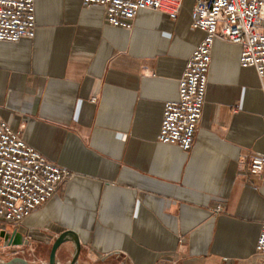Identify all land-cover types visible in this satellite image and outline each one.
I'll return each mask as SVG.
<instances>
[{"label": "crops", "instance_id": "1", "mask_svg": "<svg viewBox=\"0 0 264 264\" xmlns=\"http://www.w3.org/2000/svg\"><path fill=\"white\" fill-rule=\"evenodd\" d=\"M193 0L170 19L142 9L130 29L100 4L35 0L36 34L0 41V116L71 177L22 223L30 239L2 258L47 264L56 237L76 231L79 264H264V81L241 45L215 39L193 146L158 140L164 105L179 97L204 37ZM220 207V210L218 209ZM74 246L57 253L69 264Z\"/></svg>", "mask_w": 264, "mask_h": 264}, {"label": "built area", "instance_id": "2", "mask_svg": "<svg viewBox=\"0 0 264 264\" xmlns=\"http://www.w3.org/2000/svg\"><path fill=\"white\" fill-rule=\"evenodd\" d=\"M184 1L85 0V4H100L109 24L130 29L142 9L177 19ZM192 26L203 31L204 37L186 61L178 99L164 105L158 135L160 142L185 151L193 146L202 118L216 38L241 45V65L254 67L264 81V0H193ZM35 34V0H0V41L14 42ZM249 170L261 174L264 156H252ZM71 175L68 169L49 161L31 146L21 129L0 116V221L22 223L53 198ZM256 250L264 255V222Z\"/></svg>", "mask_w": 264, "mask_h": 264}, {"label": "water", "instance_id": "3", "mask_svg": "<svg viewBox=\"0 0 264 264\" xmlns=\"http://www.w3.org/2000/svg\"><path fill=\"white\" fill-rule=\"evenodd\" d=\"M1 237L4 238V241L9 247H18V246H27L30 244V239L18 228H13L12 230H7V223H4L1 227L0 232ZM70 242L74 246V252L72 255V260L69 264H79V257L82 250V241L79 234L71 229H67L60 233L58 237L55 238L51 251L49 262L47 264H59L57 259V253L59 249ZM0 264H33L29 262L24 257L16 256L8 261H0Z\"/></svg>", "mask_w": 264, "mask_h": 264}, {"label": "rangeland", "instance_id": "4", "mask_svg": "<svg viewBox=\"0 0 264 264\" xmlns=\"http://www.w3.org/2000/svg\"><path fill=\"white\" fill-rule=\"evenodd\" d=\"M1 249H0V261H3L4 259H2V258L4 257V255H5L6 252L5 251H2ZM11 254L12 253H9L8 255L6 254L5 256H10Z\"/></svg>", "mask_w": 264, "mask_h": 264}]
</instances>
